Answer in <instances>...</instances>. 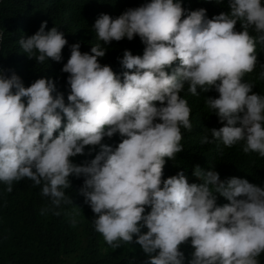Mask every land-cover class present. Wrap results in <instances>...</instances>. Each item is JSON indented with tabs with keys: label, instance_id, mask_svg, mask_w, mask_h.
<instances>
[{
	"label": "clouds",
	"instance_id": "1",
	"mask_svg": "<svg viewBox=\"0 0 264 264\" xmlns=\"http://www.w3.org/2000/svg\"><path fill=\"white\" fill-rule=\"evenodd\" d=\"M227 8L209 18L205 8H182L181 0H146L116 16L99 13L91 25L97 42L89 51L81 52L79 41L68 45L61 67L68 73L67 103L51 77L25 87L15 72H0L4 191L28 178L48 198L41 215H59L61 203L71 202L64 191L69 175L83 176L79 194L93 213V228L113 248L135 236L146 264H184L179 245L185 242L193 248L187 264H260L264 181L220 179L214 167L198 164L191 170L198 183H189L184 170L162 179L165 158L182 150L181 128L193 127L181 93L199 96L198 89L206 91L201 113L212 126L204 127L200 143L215 144L221 153L239 144L243 153L264 157V94L244 79L253 73L264 80V0H227ZM46 24L17 39L18 49L37 64L61 61L67 43L57 26L46 31ZM134 36L143 51L123 50L116 59L124 71L98 61L110 41ZM114 134L121 137L115 146L102 142ZM85 146L99 151L74 163L70 158ZM218 195L227 203L217 204Z\"/></svg>",
	"mask_w": 264,
	"mask_h": 264
},
{
	"label": "trees",
	"instance_id": "2",
	"mask_svg": "<svg viewBox=\"0 0 264 264\" xmlns=\"http://www.w3.org/2000/svg\"><path fill=\"white\" fill-rule=\"evenodd\" d=\"M207 1L181 0V6L189 10L203 7L209 18L221 11H228L227 0L213 7H207ZM144 2L146 0H0V72L6 76L15 72L25 87L37 78L51 77L67 103L70 91L66 83L68 73L61 72V67L70 55L68 45L79 41L80 51H89L91 44L97 42L91 25L99 13L116 16L127 7ZM41 21H47L46 31L57 26L64 33L67 43L61 50L62 60L59 62L48 58L44 63L37 64L34 59L27 58L22 49H18L17 39L33 34ZM105 47L106 53L98 57V61L110 65L115 73H120L124 69L116 58L122 56L124 49L140 55L144 45L138 36H134L130 41L126 38L110 41ZM244 79L253 83L252 91L264 94V80L257 79L253 73L245 74ZM197 91L199 96L181 93L190 107L189 119L193 127L191 131L181 128L182 150L171 160L165 158L162 179L184 170L189 183H198V179L191 175L193 165L198 164L204 168L214 167L220 179L237 176L262 186L264 157L254 152L243 153L239 144L224 147L221 153L215 144L200 143L204 127L212 126L201 113L200 98L206 91ZM211 117L216 120L214 127H220L222 122L218 123L214 114ZM56 134L54 132V136ZM120 139L118 134H114L111 138H102V142L115 146ZM88 148L85 146L83 154L70 159L80 164L90 160L99 151L98 146H92V152ZM68 179L70 186L64 191L71 202L61 203L59 215H53L52 212L41 215L40 210L49 201L47 197L41 196L39 186H34L30 179L13 181L11 192L4 191L5 185L0 182V264H146L147 254L134 242L135 236L133 242L121 243L117 248L103 240L102 235L93 228L90 207L79 194L83 176L69 175ZM216 202L222 205L227 200L218 195ZM149 210L146 206L145 212ZM71 219L77 222L73 225ZM179 248L185 256L184 264H187L193 248L187 242L179 245ZM259 259L260 264H264V253Z\"/></svg>",
	"mask_w": 264,
	"mask_h": 264
}]
</instances>
